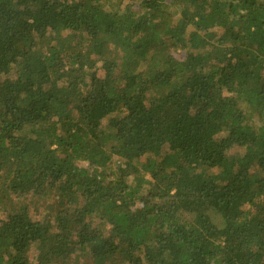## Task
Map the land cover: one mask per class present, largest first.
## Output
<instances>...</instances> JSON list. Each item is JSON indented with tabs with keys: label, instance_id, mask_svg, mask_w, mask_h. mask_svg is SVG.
Returning <instances> with one entry per match:
<instances>
[{
	"label": "trees",
	"instance_id": "obj_1",
	"mask_svg": "<svg viewBox=\"0 0 264 264\" xmlns=\"http://www.w3.org/2000/svg\"><path fill=\"white\" fill-rule=\"evenodd\" d=\"M0 264H264V2L0 0Z\"/></svg>",
	"mask_w": 264,
	"mask_h": 264
},
{
	"label": "rangeland",
	"instance_id": "obj_2",
	"mask_svg": "<svg viewBox=\"0 0 264 264\" xmlns=\"http://www.w3.org/2000/svg\"><path fill=\"white\" fill-rule=\"evenodd\" d=\"M262 2H264V0H261ZM175 57L179 60H183L184 59V53L183 52H175ZM101 64H99L98 66H100ZM98 75L101 76L103 75V69L102 68H99L98 69Z\"/></svg>",
	"mask_w": 264,
	"mask_h": 264
}]
</instances>
